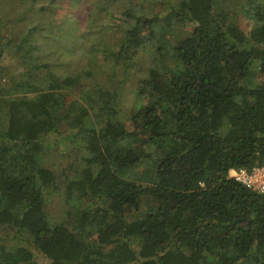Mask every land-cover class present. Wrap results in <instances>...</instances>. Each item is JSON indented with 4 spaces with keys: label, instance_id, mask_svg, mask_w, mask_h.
<instances>
[{
    "label": "trees",
    "instance_id": "trees-1",
    "mask_svg": "<svg viewBox=\"0 0 264 264\" xmlns=\"http://www.w3.org/2000/svg\"><path fill=\"white\" fill-rule=\"evenodd\" d=\"M155 1L0 0V228L16 237L0 235V264H264V192L229 176L264 165V0H246L247 32L231 0ZM80 3L73 39L91 65L101 53L126 66L150 44L160 56L128 121L116 91L61 57ZM172 18L190 26L176 40ZM79 90L88 106L69 101ZM57 132L86 163L67 176L70 219L52 222L59 184L43 161Z\"/></svg>",
    "mask_w": 264,
    "mask_h": 264
},
{
    "label": "rangeland",
    "instance_id": "rangeland-1",
    "mask_svg": "<svg viewBox=\"0 0 264 264\" xmlns=\"http://www.w3.org/2000/svg\"><path fill=\"white\" fill-rule=\"evenodd\" d=\"M180 0H156L154 2V9L156 11H160L164 8L165 5H175ZM88 4V3H87ZM87 4H78L71 6V12L69 16L73 15L72 18H68L66 21L64 30L60 33H67L68 37L67 44H64V50L66 52H62V59L68 62H73L74 64L80 65L83 68H90L95 71V77L92 81L99 83L103 88L116 91L117 100H116V108L120 112L121 118L123 121H128L127 119L130 117L132 112L140 105L146 103V97L141 96L140 94V86L141 82L148 76L149 69L160 63L158 60L155 61V57L159 56L157 50L154 45L150 44L142 47L137 55L128 62V64H113L109 60L105 59V57L99 53V58L94 64H90L91 54L89 55L86 50L85 54L79 49H76L78 46V39H73L75 36H79V29L77 28L78 23H80L85 17V10L87 8ZM249 4L246 3V0H231L230 8L237 11L236 19L240 25V27L244 31H248L252 27V20L244 13ZM65 11L61 13L63 15ZM114 12L116 10L114 9ZM167 11L163 13V16H167ZM62 18H65L62 16ZM173 24L170 28H168V33L165 35L166 38L175 39L177 37L185 35L190 26H182L177 24V20L172 18ZM75 22V24L73 23ZM114 22H109L110 27L108 28L110 31L111 25ZM111 33L107 34V40H113L115 36H111ZM117 36V35H116ZM63 50V49H62ZM60 50L57 47L55 60H57V55H60ZM163 54V60H166L168 64H171V60L167 53ZM160 57V56H159ZM7 66V73L10 75L15 74L17 72L22 71V66L17 64L14 59L8 57L3 63ZM91 65V66H90ZM6 76V75H4ZM95 88H92L89 92L94 91ZM82 92L79 90L78 92L73 91L69 95V101L72 99L80 100L83 105L88 106L85 99L82 97ZM91 119H96V113L94 110H91ZM1 122V120H0ZM66 127H61L60 132H64ZM67 135H60V133L50 134L49 143L51 147L48 149L45 157H44V165L52 169L58 179L59 191L53 195L50 200L47 202V209L52 222H60L66 219H70L68 215V211L73 209L76 204L75 200H68L67 198V176H72L76 174L80 169L85 166V150L78 142H72ZM1 237L5 238L7 242H15V232L14 228L10 226L1 227L0 228ZM25 240H27L28 235L23 233L22 236ZM135 247H140V240L135 241Z\"/></svg>",
    "mask_w": 264,
    "mask_h": 264
},
{
    "label": "built area",
    "instance_id": "built-area-1",
    "mask_svg": "<svg viewBox=\"0 0 264 264\" xmlns=\"http://www.w3.org/2000/svg\"><path fill=\"white\" fill-rule=\"evenodd\" d=\"M229 176L245 183L253 190L264 192V165L256 166L252 170L246 168H231Z\"/></svg>",
    "mask_w": 264,
    "mask_h": 264
}]
</instances>
